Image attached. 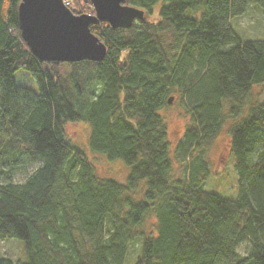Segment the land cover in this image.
<instances>
[{"label": "trees", "instance_id": "trees-1", "mask_svg": "<svg viewBox=\"0 0 264 264\" xmlns=\"http://www.w3.org/2000/svg\"><path fill=\"white\" fill-rule=\"evenodd\" d=\"M21 1L0 0V241L20 240L27 261L0 264H125L136 240L133 264H264V99H251L264 85V40H241L231 27L251 4L264 18V0H126L144 20L96 21L106 56L71 63L32 54ZM67 1L74 14H95L90 0ZM19 69L38 92L15 84ZM172 95L190 118L177 148L190 167L177 180L158 113ZM228 118L237 198L204 187L206 149ZM78 121L90 124L93 152L130 168L125 183L98 176L71 141L65 126Z\"/></svg>", "mask_w": 264, "mask_h": 264}, {"label": "rangeland", "instance_id": "rangeland-1", "mask_svg": "<svg viewBox=\"0 0 264 264\" xmlns=\"http://www.w3.org/2000/svg\"><path fill=\"white\" fill-rule=\"evenodd\" d=\"M158 10L159 6L155 7L154 14H157ZM231 27L241 40H264V18L256 4L249 5L243 16L232 19ZM165 40L166 44H168L171 41L170 36H166ZM13 78L16 85L28 87L38 92L35 79L26 70H16ZM251 99L254 102H261L264 99V85H256L252 88ZM158 113L163 117L168 130V142L173 160L172 179H181L185 177L190 167L184 166L185 161L188 162L187 159L189 158V154L177 151V148L184 142L186 125L190 119L189 115L177 95H172V101L169 107L160 109ZM232 123V119H226L222 132L206 149V156L211 164V171L204 187L208 191L227 198H237L238 196V175L234 167V157L230 151L229 136L227 134V128ZM65 130L71 141L81 148L88 159L94 164L98 176L111 178L119 183L126 182L130 168L126 166L122 160H108L104 154L93 152L90 149L89 138L91 129L89 123L84 121L69 122L66 124ZM38 166L39 163H36L34 166L30 167L27 174H16L14 180L17 182L24 181L27 175L31 174ZM139 194L140 193L136 194V199L140 198ZM155 221L156 218L154 214L148 216L143 226L145 231H152ZM139 247L140 243L138 240L130 245L125 264H133ZM247 249L248 244L244 243L240 245L238 252L240 254H245ZM2 256L10 258L13 262L27 261L22 251V243L18 239L0 241V257Z\"/></svg>", "mask_w": 264, "mask_h": 264}, {"label": "water", "instance_id": "water-1", "mask_svg": "<svg viewBox=\"0 0 264 264\" xmlns=\"http://www.w3.org/2000/svg\"><path fill=\"white\" fill-rule=\"evenodd\" d=\"M95 14H74L63 0H22L18 6L21 34L41 62H99L106 45L90 30L98 20L112 28H129L145 12L126 0H90ZM172 97L169 98V103Z\"/></svg>", "mask_w": 264, "mask_h": 264}, {"label": "built area", "instance_id": "built-area-1", "mask_svg": "<svg viewBox=\"0 0 264 264\" xmlns=\"http://www.w3.org/2000/svg\"><path fill=\"white\" fill-rule=\"evenodd\" d=\"M67 3V2H66Z\"/></svg>", "mask_w": 264, "mask_h": 264}]
</instances>
